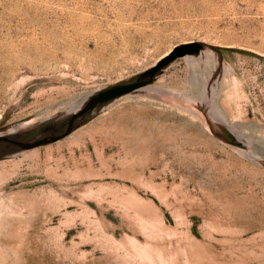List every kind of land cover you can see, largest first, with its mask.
Listing matches in <instances>:
<instances>
[{
	"label": "rangeland",
	"instance_id": "rangeland-1",
	"mask_svg": "<svg viewBox=\"0 0 264 264\" xmlns=\"http://www.w3.org/2000/svg\"><path fill=\"white\" fill-rule=\"evenodd\" d=\"M192 40L236 76L177 58L0 156L8 264H264V0H0V132Z\"/></svg>",
	"mask_w": 264,
	"mask_h": 264
},
{
	"label": "water",
	"instance_id": "water-1",
	"mask_svg": "<svg viewBox=\"0 0 264 264\" xmlns=\"http://www.w3.org/2000/svg\"><path fill=\"white\" fill-rule=\"evenodd\" d=\"M199 50H205L222 58L226 73L236 76L222 54L231 53L230 50L210 47L208 44L196 40L182 42L174 45L169 53L158 62L124 81H121L111 87L95 90L62 102L7 132H0V147L14 136L20 134H22V137H20V141H23V144H21L22 148L45 144L61 138L63 135L68 134L89 118L88 115L80 122L75 123L74 119L77 118V115L91 112L95 108L117 104L138 91L144 84L151 82L154 79L155 74L158 73L159 75L170 61L186 54L197 55ZM60 121L63 122H61L57 127L52 128L60 129L61 132L59 134L54 135L51 131L44 134L40 133L47 125ZM14 142L18 143V141Z\"/></svg>",
	"mask_w": 264,
	"mask_h": 264
},
{
	"label": "bare ground",
	"instance_id": "bare-ground-1",
	"mask_svg": "<svg viewBox=\"0 0 264 264\" xmlns=\"http://www.w3.org/2000/svg\"><path fill=\"white\" fill-rule=\"evenodd\" d=\"M184 42H188V41H184ZM170 50H171V48L168 49L166 52H164L161 56H159V57L157 58V60L155 61V63L158 62V61H159L161 58H163L164 56H166V55L169 53ZM202 52H205V50H199L197 54H201ZM192 55H195V54H186V55H183V56H181V57L192 56ZM177 58H180V57H177ZM177 58H175L174 60H176ZM174 60L170 61L167 65H169V64H170L171 62H173ZM155 63H154V64H155ZM142 71H143V70H142ZM161 73H162V72H161ZM157 77H158V73L155 74L154 79H153L151 82L144 84L139 90H142V89H145L146 87H148L149 84H151V83H152ZM120 82H121V81H120ZM117 83H119V82H116V83H114V84L108 85V86L103 87V88L111 87V86H113V85H115V84H117ZM103 88H101V89H103ZM98 90H99V89H98ZM139 90H138V91H139ZM102 108H103V107H101V108H95V109H93L91 112H87V113H83V114H81V115H77V118L74 119V122H75V120H78V119H81V118H86L88 115H89V117H91V114L97 112L98 110H100V109H102ZM32 118H33V117H32ZM69 118H70V117H69ZM30 119H31V118H30ZM28 120H29V119H27V120H23V121H21V122H16V123L10 124V125L7 127V131H9V130L15 128L16 126H18V125H20V124H22V123H24V122H26V121H28ZM79 122H80V121H79ZM49 127H50V128H49ZM47 128L51 129V126H50V125H49V126L47 125L45 129H47ZM7 131H6V132H7ZM43 131H44V130H43ZM60 132H61L60 129H53V131H51V133L54 134V135L59 134ZM41 134H44V133H41ZM63 136H65V135H63ZM63 136H62V137H63ZM20 137H22V134L17 135V136H14V137L11 138L9 141H7L5 144H3V145L0 147V156L7 155L8 153H10V152H14V151H16V150H20V148H22L21 144H23V141H20ZM58 139H59V138H58ZM56 140H57V139H56ZM14 141H18V143L14 142ZM39 145H40V144H39ZM34 146H37V145H34ZM34 146H31V147H34ZM31 147H28V148H31ZM28 148H23V150H24V149H28ZM18 153H20V152L14 153L13 156H14V155H17ZM5 207H6V206H5ZM7 207H8V206H7ZM5 210H6V208H5ZM2 212H3V211L0 210V264H8V263H9V256H8V254H7V245H6V242H7V241L5 240V237H6V234L8 233V228H9V226H8L7 220L5 219V216L2 215ZM14 214H15V213H14Z\"/></svg>",
	"mask_w": 264,
	"mask_h": 264
}]
</instances>
